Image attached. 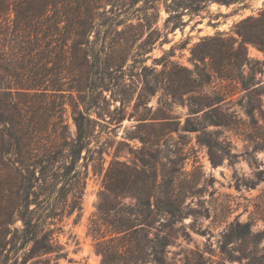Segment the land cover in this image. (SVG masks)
I'll return each instance as SVG.
<instances>
[{
    "label": "rangeland",
    "instance_id": "1",
    "mask_svg": "<svg viewBox=\"0 0 264 264\" xmlns=\"http://www.w3.org/2000/svg\"><path fill=\"white\" fill-rule=\"evenodd\" d=\"M218 1L106 4L112 11L128 7L116 28L127 26L134 32L140 23L142 37L123 68L124 95L115 94L116 100L109 101L113 110L124 97L123 110L96 126L91 144L102 151L99 166L94 172L96 160L87 161L80 215L76 217L75 210L63 217L58 239L66 255L56 264L264 261V52L246 42L249 63L232 58L241 42L237 23L259 17L264 0ZM144 39L147 43L135 56V47ZM207 46L213 59H194L192 51L200 53ZM106 96L109 99V93ZM65 117L74 134L70 108ZM212 119L220 124H210ZM110 162L145 170L155 166L157 206L153 198L149 208L144 206V196L136 204L133 191L109 193L105 204L113 201L116 210L125 208L129 214L97 213ZM112 168L114 175L118 167ZM142 178L150 179L130 175L126 187ZM122 218L135 221L136 231L114 232ZM236 222H248L253 233L260 232L257 239L242 240L230 233Z\"/></svg>",
    "mask_w": 264,
    "mask_h": 264
},
{
    "label": "trees",
    "instance_id": "2",
    "mask_svg": "<svg viewBox=\"0 0 264 264\" xmlns=\"http://www.w3.org/2000/svg\"><path fill=\"white\" fill-rule=\"evenodd\" d=\"M109 1L118 0H0V264H56L66 255L58 239L61 222L75 210L76 217L80 215L88 162L96 160L92 165L96 172L102 155L91 144L96 126L123 110L124 97L113 110L109 101L116 100L115 94L124 95L123 68L142 37L140 23L134 32L127 26L116 28L128 7L112 11L106 7ZM235 32L241 42L232 58L248 64L246 42L264 52V10L259 17L242 19ZM147 33L149 37L152 31ZM146 43L144 39L135 47V56ZM204 43L206 39L200 45ZM192 55L201 60L214 57L208 46L200 53L193 50ZM68 108L74 134L65 117ZM210 124L220 121L212 119ZM114 166L118 168L113 175ZM155 172L152 165L145 170L110 162L97 213L129 214L125 208L116 210L113 201L105 204L107 194L128 191H133L136 204L144 196V206L149 208L153 198L156 207ZM134 174L150 179L126 187L127 178ZM134 222L122 218L114 232H134ZM229 231L242 240L257 239L260 233H253L248 222H236Z\"/></svg>",
    "mask_w": 264,
    "mask_h": 264
}]
</instances>
